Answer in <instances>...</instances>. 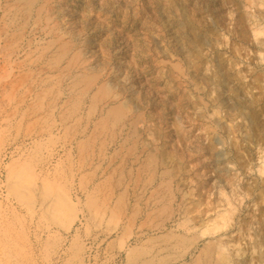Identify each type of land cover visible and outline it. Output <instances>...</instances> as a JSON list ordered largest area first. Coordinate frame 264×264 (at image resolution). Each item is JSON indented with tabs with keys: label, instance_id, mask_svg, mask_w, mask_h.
I'll return each instance as SVG.
<instances>
[{
	"label": "rangeland",
	"instance_id": "obj_1",
	"mask_svg": "<svg viewBox=\"0 0 264 264\" xmlns=\"http://www.w3.org/2000/svg\"><path fill=\"white\" fill-rule=\"evenodd\" d=\"M17 2L0 0V258L9 227L37 264H128L135 246L149 264H190L210 235L228 264H264L253 233L264 208V0H45L48 19L14 13ZM182 18L203 32L199 47ZM79 73L95 78L74 84ZM106 80L112 92L91 107ZM116 99L126 116L95 131ZM150 151L164 152L153 167ZM12 166L29 178V202L7 188ZM45 183L71 206L63 223L45 216L55 199H42Z\"/></svg>",
	"mask_w": 264,
	"mask_h": 264
},
{
	"label": "bare ground",
	"instance_id": "obj_2",
	"mask_svg": "<svg viewBox=\"0 0 264 264\" xmlns=\"http://www.w3.org/2000/svg\"><path fill=\"white\" fill-rule=\"evenodd\" d=\"M18 1L19 2L14 3V5H13V9H14L13 12L14 13L18 12V13H21L23 15H31L33 18H41V19H45V18L48 19L49 18L47 9H45V11L43 10L44 9L43 7L45 5V2H44L45 0H21V1L18 0ZM49 9L50 8L48 7V10ZM185 15H187V14L185 13ZM11 17L13 20V15ZM245 19H247V18H245ZM178 25L182 28L186 27V28L192 29V31L194 32L193 33V35H194L193 45L196 48L199 47L201 45V43H203V41H204V35H202L203 32H198L194 28L192 21L187 20L186 18H182L181 20L178 21ZM261 29L262 28H256V30H261ZM243 36H245V35H243ZM246 36H248V35L246 34ZM67 46H68V44L64 43V45L62 46V49L60 50V54L66 53L65 48ZM70 58H73V55H70ZM46 60L48 62H50L49 61L50 58H48V59L46 58ZM94 78L95 77L93 75L91 76V74L79 73L78 77L74 78L72 81H74V84H76L77 82H79L81 80H84V81L88 80L90 82L91 80H94ZM40 84L41 85L46 84V80H42L40 82ZM111 88L112 87L110 86V83L108 80L98 84V86L96 87V90L92 96L93 102L91 104V107H95V102H98L96 100H97V98L100 97V95L112 92L110 90ZM50 90L51 89H42L40 92H38L36 98H39V96L42 94L43 96L40 97V99H41L42 97L46 96L50 92ZM49 107H51V106H49ZM124 107H125V105H122V103H120V101L117 99L113 100L111 103H109L105 109L102 107L100 115L98 116L97 120L94 121V128H96L95 131H97L100 127H103V125H105V124L114 125L119 120H121L124 116H126V108H124ZM245 112L248 114L247 116H249V118H250V121H251L250 127H251V131L253 132L254 129L258 128L257 127L258 126V119L254 115V112H253L251 107H249V109L246 110ZM63 118H64V115H63ZM133 126H135V125H133ZM131 129H132V132H134L132 127H131ZM136 134H137V132H136ZM130 137H132V136H130ZM95 138H96V135L94 134L88 140V142L93 141ZM131 139H133V138H131ZM151 152L152 151L147 152V154H146V164L149 165V167H153L150 164L152 161L157 160V159L155 160V158H157L159 156L162 157L164 155V152H159V155L157 154L158 156L154 157L153 154H151ZM152 153H157V152L154 151ZM164 172L166 173L167 171L164 170ZM7 175H8V179H10V180H7L8 186H9L7 188H9V190L12 191L14 193V195H17V197H19V196L21 198L27 197L28 199H25V201H27V202H29L28 200H32L31 196H33V195H31L29 192L26 193L24 190V188H26L25 186H27L26 184L28 183L27 180H29V178H26L23 175L22 171L18 170L17 168L15 169V166L8 168ZM166 182L164 180H161L158 183L159 189L157 190L158 196L161 197V199L164 197L163 198L164 201H167V199L169 198L167 195L165 196V194H164L165 192L163 191V189H165V188H166V190L168 189L167 188L168 182L167 183ZM263 184H264V182H263ZM45 185H47V186L42 185L43 191H41V193H43V196H44V197H42V199L44 198V200H45L46 199L45 197L49 196V195H54V198H55V199L52 198L54 200V201L52 200V203H50V204L47 203L45 205L46 206V208L44 210V213H46L45 216H47V214H49V217H52L53 220L63 223L64 219H66V217L68 220V217H69L68 212H70L71 206L67 204L68 201L65 199V196H63L64 201L62 200L63 198L60 195L61 191L58 189L59 187L55 188L52 184H48V183H45ZM260 186L262 187L261 190H264V186L263 185H260ZM170 189H171V187L169 188V190ZM26 191H28V190H26ZM51 197H53V196H51ZM87 197L88 198L86 199V202H87L86 204H88L90 207L94 206V208L99 210V206H97L98 204H96V202H95L96 201L95 197L92 194H88ZM161 205H163V201L161 202ZM63 208H64V212H63ZM259 209H260L259 210L260 217H258L255 221L258 223V225H257V227L253 228V233L259 236L258 241L262 243V241H264V208L260 207ZM185 210H187V209H185ZM94 212H96V210ZM100 213H102L101 210H100L99 214ZM103 213H104V211H103ZM230 213L228 214L227 219L231 216ZM96 214H95V216H96ZM225 219L226 218H224L223 220H225ZM227 219H226V221H227ZM113 220H114V218H113ZM249 222H250V220L246 221L247 224H249ZM252 222L253 221H251L250 223H252ZM218 225H219V223H215L213 226H211L209 228H206L204 230H200V232L201 233L210 232L212 230H215V228L218 227ZM3 233L6 234L5 237H10L11 240L6 241L5 245L1 244V252L5 257L0 258V264H37L36 258H34L35 253H34V251H32L30 249L29 245L25 242L23 235L15 233V235H17L18 238H15L14 235H9L10 233H12V230L9 227H6V229L4 230ZM168 236L169 237L175 236L174 242L182 241L183 238L186 237L184 234H175V235L174 234H168ZM213 237L214 236L210 235L208 240L203 243V245L200 249L199 256L195 257L190 264H228L231 253L227 251V248H226V250L224 249V244H223V241L221 240V238H213ZM170 243H173V241H170ZM46 245H47V242L44 243V247H46ZM141 249H142L141 247H136V246L130 248L131 253H129V254L131 255L130 256L131 260L128 264H132V262H135V261H137V264H149L150 263L152 258H145V257L143 258L141 256V254H142ZM11 253H13V255L10 256ZM261 253H264V250ZM260 255H262V254H260ZM4 259H6V260H4Z\"/></svg>",
	"mask_w": 264,
	"mask_h": 264
}]
</instances>
